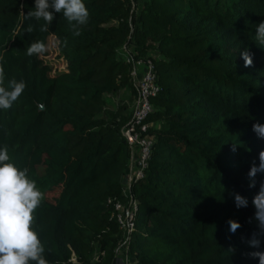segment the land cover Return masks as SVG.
Masks as SVG:
<instances>
[{"label":"trees","instance_id":"1","mask_svg":"<svg viewBox=\"0 0 264 264\" xmlns=\"http://www.w3.org/2000/svg\"><path fill=\"white\" fill-rule=\"evenodd\" d=\"M83 2L86 24L55 13L41 31L43 20L20 16L35 0H0L4 83L26 84L0 109V148L44 193L33 228L49 264H116L120 232L106 201L124 197L129 149L121 128L130 116L106 112L105 96L133 86L132 54L153 61L162 90L149 118L161 125L151 129L148 168L130 188L138 201L131 264H259L249 253L264 252L252 204L264 173L255 188L248 174L264 151L253 131L264 125V46L255 39L264 0ZM50 35L65 62L60 71L25 52ZM232 193L248 207L238 209ZM229 220L241 225L235 233ZM253 234L259 248L248 243Z\"/></svg>","mask_w":264,"mask_h":264},{"label":"clouds","instance_id":"2","mask_svg":"<svg viewBox=\"0 0 264 264\" xmlns=\"http://www.w3.org/2000/svg\"><path fill=\"white\" fill-rule=\"evenodd\" d=\"M55 13H62L64 18L75 25L86 24L89 11L83 0H35V7L24 14L21 5L20 16L25 19L43 20L45 25L41 31H47L46 25L55 19ZM74 25V27H75ZM29 25L27 31L31 32ZM255 39L259 45L264 46V22L256 25ZM80 35L79 31L75 32ZM47 51L43 40L31 42L26 47L28 56H40ZM245 61V67L253 64L251 54L245 50L240 53ZM4 70L0 67V109H10L15 101L22 95L26 88L24 81L11 79L4 83ZM253 131L258 137L264 138V125L256 123ZM235 151V144L233 147ZM259 166L253 163L249 172V188L256 187L257 173H264V151L259 153ZM236 207H248V200L238 193H232ZM44 198V193L37 187L34 180L29 178L28 168L19 169L13 162L7 146L0 148V264H49L44 256L45 248L33 228L34 211L39 207ZM255 219L258 221L260 234L264 235V182L260 184L258 193L253 197ZM251 222V221H250ZM230 232L235 233L241 225L235 220H229ZM215 227V226H212ZM253 248H259L261 241L253 234L248 242ZM234 251V249H229ZM252 258H258L259 264H264V252H251Z\"/></svg>","mask_w":264,"mask_h":264},{"label":"built area","instance_id":"3","mask_svg":"<svg viewBox=\"0 0 264 264\" xmlns=\"http://www.w3.org/2000/svg\"><path fill=\"white\" fill-rule=\"evenodd\" d=\"M132 55L127 61L132 63L131 77L135 82L136 94L131 115L121 128V135L129 149V165L123 183L124 197H110L106 201L120 232L116 264H131L127 250L135 229L138 201L131 194L130 188L144 177L148 168L155 143L151 133L153 123L149 118L154 112L153 99L162 90L153 61L147 56L134 59Z\"/></svg>","mask_w":264,"mask_h":264},{"label":"rangeland","instance_id":"4","mask_svg":"<svg viewBox=\"0 0 264 264\" xmlns=\"http://www.w3.org/2000/svg\"><path fill=\"white\" fill-rule=\"evenodd\" d=\"M47 51L45 54L41 55L40 58L44 61L45 64L49 65L52 69L51 72L60 71L65 67V62L59 56V51L57 47V40L54 36L50 35L46 41ZM152 56H157V54L153 51ZM123 57L126 55L120 54ZM141 69V68H139ZM133 86L129 89H123L114 95H107L106 98V112L107 111H117L118 109L124 111L126 116H130L133 102L136 94L135 90V82H132ZM160 123H153V128H159ZM56 193L48 192L47 196L51 199Z\"/></svg>","mask_w":264,"mask_h":264}]
</instances>
